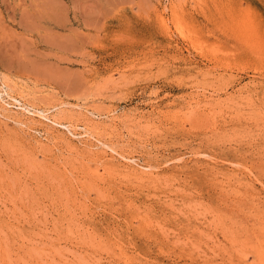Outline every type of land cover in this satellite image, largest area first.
<instances>
[{"label":"rangeland","instance_id":"374dc122","mask_svg":"<svg viewBox=\"0 0 264 264\" xmlns=\"http://www.w3.org/2000/svg\"><path fill=\"white\" fill-rule=\"evenodd\" d=\"M0 264H264V0H0Z\"/></svg>","mask_w":264,"mask_h":264}]
</instances>
